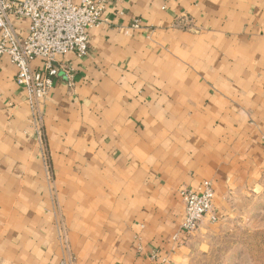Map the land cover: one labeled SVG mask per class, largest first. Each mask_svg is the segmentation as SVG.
<instances>
[{
    "label": "crops",
    "instance_id": "obj_1",
    "mask_svg": "<svg viewBox=\"0 0 264 264\" xmlns=\"http://www.w3.org/2000/svg\"><path fill=\"white\" fill-rule=\"evenodd\" d=\"M103 18L87 56L59 59L74 85L55 80L39 129L0 59V264H197L264 215V0H113ZM204 181L217 221L180 233V191Z\"/></svg>",
    "mask_w": 264,
    "mask_h": 264
},
{
    "label": "built area",
    "instance_id": "obj_2",
    "mask_svg": "<svg viewBox=\"0 0 264 264\" xmlns=\"http://www.w3.org/2000/svg\"><path fill=\"white\" fill-rule=\"evenodd\" d=\"M113 0H0V59L9 58L17 70L16 83L26 91L36 128L43 121L41 106L56 79L74 85V69L59 59L88 55L91 30L104 22L106 4ZM27 20L28 32L19 37L15 21ZM138 27V24H135ZM36 61L39 66H34ZM185 204L180 233H195L212 216L215 190L204 181L197 189H182ZM214 219V217H211Z\"/></svg>",
    "mask_w": 264,
    "mask_h": 264
},
{
    "label": "rangeland",
    "instance_id": "obj_3",
    "mask_svg": "<svg viewBox=\"0 0 264 264\" xmlns=\"http://www.w3.org/2000/svg\"><path fill=\"white\" fill-rule=\"evenodd\" d=\"M207 218L217 221L214 211ZM253 218L251 222H229L214 236L211 252L197 264H264V215Z\"/></svg>",
    "mask_w": 264,
    "mask_h": 264
}]
</instances>
